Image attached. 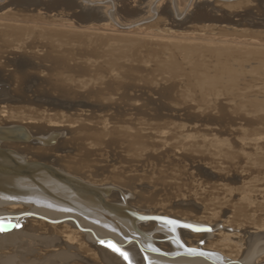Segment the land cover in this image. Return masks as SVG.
Masks as SVG:
<instances>
[{
    "label": "bare ground",
    "instance_id": "obj_1",
    "mask_svg": "<svg viewBox=\"0 0 264 264\" xmlns=\"http://www.w3.org/2000/svg\"><path fill=\"white\" fill-rule=\"evenodd\" d=\"M3 1L7 5L13 2ZM33 2L29 0V4ZM73 2L53 0L47 9L61 4L71 7ZM36 3L32 6L39 5ZM6 4H1L0 9ZM223 6L226 4H221L220 12ZM204 10L197 9L189 18L198 23L209 21ZM37 25L0 17V28L20 26L29 33L44 31ZM200 27L204 31L209 29V25ZM114 29L107 24L82 26L68 29L70 35L66 37L83 36L85 41L93 40L91 44H96L94 48L90 45L89 52L77 51L75 59L80 56L90 64L96 57L103 58L105 79L100 74L98 77L106 81L105 92L110 96L116 91L115 77L120 75L115 64L119 63L116 52L127 56L126 46L118 44L120 40L159 43L173 52L180 48L213 51L221 58L237 52L244 54L243 62L257 71L264 63V42L256 40L211 37L207 31L156 36L138 29L131 34H115ZM1 33L0 264H264V109H257L260 113L256 121L246 120V128L223 127L220 120L218 128L207 130L183 123L154 126L143 121L138 123L140 131H136L134 121L121 119L117 108L110 115H95L86 110V92L75 95L79 102L65 103L63 112L57 111L62 105L55 107L48 102H36L38 107H49L42 111L41 107L13 106L16 100H6L4 92L18 94L20 101L26 102L29 93L49 95L50 91L38 88L46 81L36 74L42 69L61 76L63 70L58 66L65 64L68 56L72 58V51L58 34H42L51 38L46 40L49 43H43L42 36L33 40L28 33L26 38L17 34L20 32ZM228 56L227 60L234 59ZM47 62L49 68L44 67ZM77 63L66 68L75 75L88 72L84 70L87 66H82L84 63ZM212 64L213 69L215 63ZM98 77L91 79L90 84ZM202 81L208 90L218 84L213 85L205 77ZM56 90L60 97L67 94L66 87ZM110 96L106 98L110 107L124 101L121 96ZM254 100L259 106L264 105L262 98ZM125 103L130 106L126 100ZM117 130L125 132L124 136H114ZM4 224H11L12 228L1 230Z\"/></svg>",
    "mask_w": 264,
    "mask_h": 264
},
{
    "label": "rangeland",
    "instance_id": "obj_2",
    "mask_svg": "<svg viewBox=\"0 0 264 264\" xmlns=\"http://www.w3.org/2000/svg\"><path fill=\"white\" fill-rule=\"evenodd\" d=\"M45 1H49V0H30V2H33L34 4L37 2L36 5H38V3L39 5H41V6L38 5L33 7L32 5L34 4L32 3L29 4V0L28 1L13 0V2L10 5H7L6 2L0 0V5L3 3L6 4L3 5L4 7L2 6L0 9V17H6L9 21H13V22L16 21L27 25L31 24V26L33 25L35 27L38 24L37 25L38 29L42 28L44 30V31H39L40 29L38 31L31 30L29 33V32H25L22 28H20V26H7L5 28H0V32L8 33V35H11L12 32L14 31L15 33L20 32L17 34L22 36L21 38H26L27 35L25 34L28 33V36L32 35V38L30 39L33 40H38V38L40 39L39 36H42V34H46V33L58 34L61 35V39H63V41L65 42V47L69 51H72L73 53V54L71 53L72 58L71 56L70 57L68 56V60H65V64H63L61 67L58 66L59 68H61V70H63L60 71L61 76H58L55 73H53L52 75L50 73L47 74L42 69H39L41 70V73L39 71H36L39 72V74H36L39 77L38 79L46 81L45 82L46 86H44L45 84L44 85L41 84V86H43L44 88L41 86H39L38 88H40V91L42 90V92L50 91L49 95L48 94L43 95L40 92H36L37 95L36 93L34 94L29 93L27 94L28 98L25 99V100H29V102H26V101H20V99L17 97L18 94L15 96V93L13 95L10 92L7 93L4 92V95L2 96L5 97L6 100L8 101L16 100L13 101L12 103L13 106L21 105L20 107L27 106L26 108H28V106L38 107L39 105H37L36 102H38L39 104L53 103L55 104V107L56 105L59 106L62 105L61 107L57 108V111L63 112L62 107L66 105L65 103L79 102L75 95L76 94L80 95V93L84 94L86 92L88 95V97L85 100V103L86 104L88 103L87 104L88 106L85 107L86 110L90 112L91 111L94 112L95 115L96 114L110 115L113 112H115L114 109L117 108L120 111L119 113L122 117L121 119L127 120L131 118L134 121L135 125L133 127L136 129V131H140L138 129L139 128L138 123L143 121H147L148 124H152L154 126H158L164 123L168 124L167 126H171V124H173L172 122H174L175 124L183 123L185 124V126H190V127L195 126L196 128L207 130L208 128H215V127L218 128L219 124L217 123L218 120H220L223 121L221 123L223 127L227 125L229 128L232 127L246 128L248 127L246 120L251 119L256 121L257 116H259L258 114L259 110L257 109L258 108L264 109V105L259 106L258 105L259 102L254 100L256 99V97L262 98V100H264V63L261 68H258V71L254 70L252 69L254 67L250 66L249 63L243 62L244 60H246L244 54L241 53L238 54L237 52L236 53L232 52L233 53L232 54L230 52L231 54L229 53L227 55H223L225 56V58L224 57L221 58V56L215 55L213 51H207V50L192 51V49L187 50L186 48H180L181 50L173 49L174 51L177 50L176 52H173L172 49L170 51V48L167 49L165 45L164 47H162L163 44L160 45L159 43L150 44L149 42L142 41L141 43L136 44L132 42L133 40L131 41L120 40L121 43L118 44L126 46V48L124 47L125 48L124 50L127 53V56L123 53L121 54L116 52L117 54H119L117 55V58H119L118 61L119 63H115V64L117 66L116 69L120 71V75L119 78L115 77V81L113 82L114 83L113 85L115 86L116 91L114 92L115 94L112 93V95L110 96L108 95L107 92H105L107 90V86L105 83L106 81L104 82L102 81V79L103 80L105 79L104 78L105 61H103V58L96 57L98 59L95 58L96 61L95 59H92V62L90 64L89 63L87 64V62L84 63L83 59H80L82 58L80 56L77 59H75L77 51L82 52L81 50H83L85 52H89L90 50H88V48L90 49L91 47L94 48L96 46V44L94 45L91 44L93 40L90 41L89 39H87V41H85L86 38H84L83 36L81 38H76L77 40L73 38L74 36L66 38L68 35H70L69 33H67L68 29L69 30L70 29L72 30V28L79 29L82 26H89V25L93 27L94 26L98 27L101 24H107L110 28L112 29L115 28L114 29L116 30L115 34L116 33L125 34V35L131 34L132 32L137 31L136 29L143 31L145 33H149L151 35L155 34L156 36L157 34H166V33L167 34L169 33L170 35L180 34L181 36H184L185 34L188 35L190 33H197V32L199 34H202V32L206 33L207 31L206 34L210 35L211 37L214 36L218 38H226L229 40L236 39V41H238V38L239 39L242 38V40L251 39V41L256 40L259 42H264V0H260V1L257 0L255 2L254 0H243V1L232 0V1H225V3H221L219 0H201V1L200 0H170V1L153 0L151 1V3L148 0H114V1L113 0H74L73 6L71 7H69V5L61 4L58 7L56 6L57 8L55 7V9L54 7L53 8L51 7L52 9L50 8L49 10L42 6V2L45 3ZM145 3L148 5H144ZM205 3H210V4L207 5ZM220 3L222 5L226 4L227 6V7L223 6L221 12L219 10L220 9L219 7H221ZM257 3L258 5L256 6ZM203 4L205 5L203 6ZM26 5L29 6L27 7ZM157 5L160 8L157 7ZM196 6L199 8H197ZM180 8L182 9L180 10ZM197 9L198 11L200 9L203 10L205 9L204 11L206 12L210 20L202 23L200 21V23H198L199 21L197 20L194 21L193 19L189 18L190 14H192V12L196 11ZM77 12H84L83 15L84 17L82 16L76 19L74 14ZM3 14L5 16H3ZM157 19L160 21H158ZM134 20H136V22L138 23H136ZM215 21L218 24V27ZM133 22L136 24H133ZM203 25H209L210 30L206 29L204 31V29H201L200 26ZM219 25L221 26L222 29L219 28L220 27ZM226 25L227 26L229 25V27L227 28ZM212 30L215 31L212 32ZM172 31L174 32L173 34H171ZM205 33L204 35H206ZM34 36H36L35 37L36 39L33 38ZM42 38H44V41H42L43 43H49L46 40L51 39V38H45L44 36H42ZM30 39H28V41H30ZM78 39L79 42H76L78 41ZM86 42L87 44H84ZM87 45L89 47H87ZM182 50L183 52L180 53L178 52ZM184 51H189V53ZM207 53L209 55L211 54L212 55L209 56ZM120 55L123 57H120ZM228 55L233 56L234 59L231 58L230 60L229 59L227 60L226 57L229 58ZM219 58H221L222 60ZM212 59L214 60L216 59L215 62H212L214 61ZM223 59L225 62L223 61ZM98 62H100V64H98ZM74 63L75 64L84 63L82 64V66H84V68L85 66L89 67V68L86 67L84 69L85 71L88 72L84 74L75 75L74 71H71L69 68H66V66H72V64ZM92 63L93 65L94 64L95 65L93 66ZM212 63H215V66H213L215 69L211 68V66L213 65ZM217 63L218 65H216ZM44 64H43L44 67L49 68L50 66L49 62ZM231 65H233V67ZM236 66H238V68ZM93 67L96 69H93ZM98 67L101 68L99 69ZM235 67L237 69L236 71L233 70L235 69ZM240 67L241 70L239 69ZM169 68L171 69V71ZM231 69L233 71H231ZM251 69L254 70L255 72L252 71ZM95 70L98 72L101 71V73L103 74H101L100 72L98 73ZM215 70L217 71L215 72ZM228 71L231 72L233 78L231 75H229L230 72ZM249 71L251 75L249 74ZM42 72H44V74ZM233 72L236 75L238 74L239 77L238 75L237 76L235 75L236 76L235 77L234 74H232ZM212 73L214 77H211L213 76ZM222 73L226 76L222 75ZM87 74L89 75V77L87 76ZM98 75L102 79L98 77ZM90 76L92 77L90 78ZM96 76L99 79L95 78L96 80L94 81V83L90 84V80ZM204 77L205 80H210V83H213V85L218 83L222 88L219 87V85L217 84L211 87L212 89L211 88L209 89L211 90L210 92L207 89L208 86L206 84H203L206 83L205 81L204 82L202 81L204 80ZM209 77H211V79ZM220 78L223 79V81ZM215 79H218V81L216 80L217 81L216 82ZM234 79L236 80V82H233L235 81ZM50 80L51 82H49ZM82 80L86 82L89 81V83L82 82ZM197 82H199V84ZM200 82L203 85H200L201 84ZM232 82L235 84V88ZM0 83L2 84V82ZM12 86H13L12 88L16 87L14 85ZM203 86L204 88H201ZM227 86L229 89H227ZM5 87H8V85H5ZM62 87H66L67 90V94L65 95L64 98L60 97L59 92L56 90L59 88L61 89ZM205 88L207 90H205ZM26 89L32 90V88L30 89L26 88ZM201 89L203 90V92ZM94 91L96 93L92 95ZM97 91L100 93H98ZM106 94L110 97L112 96L117 97V95L121 96L123 97L124 101L126 100L127 103H130V106L128 107L126 103L125 105L123 101L118 104V106L120 105L119 107L118 106H116L115 108L114 106L110 107L111 105H108L109 103L106 100V98L108 97ZM35 95L36 97H38L39 95L40 96L36 98ZM95 95L98 97H96ZM125 97H127L128 99H126ZM100 100L102 102H99ZM95 103L96 105H94ZM94 107H96L98 110L97 109L94 110ZM48 108L41 107L40 110L42 111ZM102 110L103 111L105 110L104 113ZM48 111L52 112L51 110ZM262 113H264V111ZM262 116H264V114H262ZM211 118L213 121L211 120ZM115 132L116 133L114 134V136L117 137H121V136L123 137L124 135L122 133H125L122 131L120 133L118 130ZM136 133H141V135H143L142 132H136Z\"/></svg>",
    "mask_w": 264,
    "mask_h": 264
},
{
    "label": "water",
    "instance_id": "obj_3",
    "mask_svg": "<svg viewBox=\"0 0 264 264\" xmlns=\"http://www.w3.org/2000/svg\"><path fill=\"white\" fill-rule=\"evenodd\" d=\"M53 0H49V1H45V3L44 2H42V6L44 7V8H47V7H49L48 5H50V3L52 2ZM49 3V4H48ZM51 7H54V6H51ZM50 7V8H51ZM84 15V12H77V13H75L74 14V16H75V18L77 19L78 17H82ZM3 229H1V230H4V228L5 229H10V228H12V225L11 224H4L3 226Z\"/></svg>",
    "mask_w": 264,
    "mask_h": 264
},
{
    "label": "snow or ice",
    "instance_id": "obj_4",
    "mask_svg": "<svg viewBox=\"0 0 264 264\" xmlns=\"http://www.w3.org/2000/svg\"><path fill=\"white\" fill-rule=\"evenodd\" d=\"M110 246H112V245H110ZM113 248H114V250H117V249H115V247L114 246H112ZM122 255H123V253H121Z\"/></svg>",
    "mask_w": 264,
    "mask_h": 264
}]
</instances>
